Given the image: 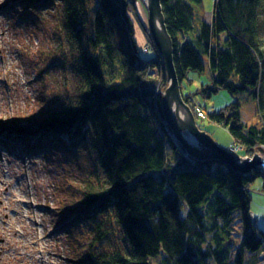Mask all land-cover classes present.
Segmentation results:
<instances>
[{
    "label": "trees",
    "instance_id": "trees-1",
    "mask_svg": "<svg viewBox=\"0 0 264 264\" xmlns=\"http://www.w3.org/2000/svg\"><path fill=\"white\" fill-rule=\"evenodd\" d=\"M18 1L55 16L78 53L79 90L31 126L1 125L0 136H27L33 151L76 152L92 142L93 185L58 220L78 242V263L257 264L264 230L251 210V184L263 180V168L243 174L220 159H196L175 138L150 77L157 57L142 54L136 39L129 9L137 0ZM202 1L162 0L181 85L209 62L210 81L183 91L184 100L192 106L195 95L228 91L232 100L207 111L208 121L245 152L263 149L264 124L244 121L240 96L252 95L264 113V0H216L210 21L199 13ZM76 225L83 226L74 238ZM112 234L120 241L102 247Z\"/></svg>",
    "mask_w": 264,
    "mask_h": 264
},
{
    "label": "rangeland",
    "instance_id": "rangeland-1",
    "mask_svg": "<svg viewBox=\"0 0 264 264\" xmlns=\"http://www.w3.org/2000/svg\"><path fill=\"white\" fill-rule=\"evenodd\" d=\"M215 3L202 1L199 13L207 21L211 20ZM129 11L141 53L157 57L158 65L151 69L150 77L157 85L156 92L163 96L170 80L152 38L146 0H137ZM260 12L264 20V3ZM63 31L56 28L55 16L44 8L0 0V126H17L16 122L31 126L48 107L68 104L78 96L72 60L78 53ZM189 77L191 81L181 85L182 94L210 81L209 62L205 61L203 73L191 72ZM240 97L244 121L264 124L258 101L249 93ZM232 98L226 90L209 98L195 95L191 108L196 112L197 124L239 157L264 158V147L247 153L235 144L227 128L208 121L207 111L222 107ZM200 111L205 113L204 118L199 117ZM31 147L27 136H0V264H80L74 253L78 242L61 231L59 212L68 204H79L87 185H93L97 153L92 142L76 152L60 147L33 151ZM251 188V210L264 230V178L255 179ZM82 226L74 227V238ZM240 228L239 223L237 230ZM119 241L118 235L112 234L102 247L110 249ZM258 258L257 264H264V252Z\"/></svg>",
    "mask_w": 264,
    "mask_h": 264
},
{
    "label": "water",
    "instance_id": "water-1",
    "mask_svg": "<svg viewBox=\"0 0 264 264\" xmlns=\"http://www.w3.org/2000/svg\"><path fill=\"white\" fill-rule=\"evenodd\" d=\"M146 2L152 38L162 56L170 80V85L161 98L162 114L176 139L190 156L196 159H220L243 174L250 173L260 165L264 166V158L260 155L243 159L220 145L209 132L199 127L193 109L182 94L175 66L173 40L167 29L162 0Z\"/></svg>",
    "mask_w": 264,
    "mask_h": 264
},
{
    "label": "built area",
    "instance_id": "built-area-1",
    "mask_svg": "<svg viewBox=\"0 0 264 264\" xmlns=\"http://www.w3.org/2000/svg\"><path fill=\"white\" fill-rule=\"evenodd\" d=\"M199 117H202V118H204V117H205V113H204V112H202V111H200V112H199Z\"/></svg>",
    "mask_w": 264,
    "mask_h": 264
},
{
    "label": "bare ground",
    "instance_id": "bare-ground-1",
    "mask_svg": "<svg viewBox=\"0 0 264 264\" xmlns=\"http://www.w3.org/2000/svg\"><path fill=\"white\" fill-rule=\"evenodd\" d=\"M263 169H264V167H263ZM264 171V170H263Z\"/></svg>",
    "mask_w": 264,
    "mask_h": 264
}]
</instances>
